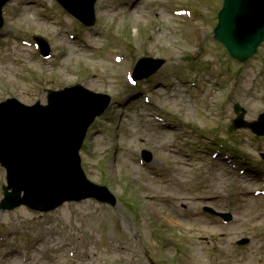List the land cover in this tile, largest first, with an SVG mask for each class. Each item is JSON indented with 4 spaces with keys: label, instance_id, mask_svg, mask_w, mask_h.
<instances>
[{
    "label": "rangeland",
    "instance_id": "374dc122",
    "mask_svg": "<svg viewBox=\"0 0 264 264\" xmlns=\"http://www.w3.org/2000/svg\"><path fill=\"white\" fill-rule=\"evenodd\" d=\"M134 1H137L138 9L132 12L136 7L130 10ZM41 2L51 4L52 11L49 14L37 9L41 7ZM153 3L159 12L156 18H150L146 12V8ZM53 4H56L53 0H13L5 8L6 24L0 32V42L6 43L3 47L0 46V102L15 97L25 105L37 102L46 104L47 90L61 88L59 83L69 86L80 82L91 90L110 94V108L116 110L115 114L121 111L116 103L133 104L131 111L126 110L122 126L118 127L115 119H108L112 116L109 111L97 120L89 130L81 152L82 166L88 178L107 186L120 201L115 208L99 207L96 202L86 201L65 204L49 214L33 212L26 207L0 212V235L3 232L11 233L10 236L17 235L5 245L0 244V264H22L21 256L24 254L18 256L15 252L11 253V250L16 247L25 248L31 242H38V239H43V243L32 250L34 256L30 264H142L141 248L131 239L134 237L137 241L139 236L143 237L146 228L139 226V235L136 218L140 220L144 215L151 232L150 239L159 244L155 246L159 253H163L160 252V245L165 248L160 244L161 237L173 242L177 233L180 234L181 241L188 237L187 242L198 253L194 260L198 264L208 260L215 243L220 248L214 252L220 260L217 264H264V240L259 235L264 228V211L257 207L262 203L255 206L251 196H239V192L247 188L244 183L238 184L237 192L232 191L234 185L221 171L214 175L204 173V183L209 189L206 192L204 189L197 191L196 178L189 167L200 164L203 156H195L191 146L185 144L191 137L177 140L174 136L176 132L166 131L153 123L148 109L139 97H133L140 92V87L128 88V98H123L118 71L100 58L102 51L111 49H107L111 38V46L115 48L124 49L136 44L143 57L165 59V67L153 76L156 78L144 80L143 84L150 92L156 90L158 97H155V102L165 107L168 115L162 114L166 118L173 122L185 121L196 128V132L191 134L192 144L205 152L210 148L219 150L218 146L207 144L205 140L222 138L219 131L221 128L231 127L236 103L246 110L247 121L252 122L259 114L264 113V43L259 49L261 55L254 57L246 66L241 67L232 62L226 56L225 50L212 39L221 0H99L96 4L101 10L97 14L96 26L83 29L80 24L72 22L69 27L75 34L86 35L95 45L96 50L90 53L81 49L77 41L69 42L66 32L55 28L54 24L71 16L61 12ZM163 4L171 9H189L196 14L194 30L198 36L201 54L191 49L193 42L186 34L189 25L181 20L175 21L162 8ZM33 36L45 38L49 42L51 53L57 56L45 68H41L36 58L26 53L32 51L20 47L22 39L31 41ZM122 53L126 54L124 51ZM176 65L182 68L173 69L172 66ZM127 69L131 67H125ZM173 72L179 73L183 83L188 85L190 94L195 95L196 88L206 90L201 95L196 92L199 96L197 100L191 99L189 94L183 92L186 87L177 83ZM226 75L231 82H239L234 86L225 84L228 80ZM152 82H155V89L149 86ZM169 82L174 83L170 85ZM166 87L172 89L170 95L165 93ZM176 93L179 97L175 96ZM206 96L214 104L208 107V111L205 109ZM218 108L222 110L220 118L213 114ZM215 119L220 120L216 128ZM104 128H111V142L116 143V147L120 137L121 148L118 146L115 149L114 159H110L113 152L108 149L110 139L106 137ZM231 135L229 140L244 151L236 150L237 153L253 162L264 164L261 157V153H264V138L254 137L249 131L235 134L231 132ZM180 136L183 137V133ZM143 150L151 151L154 155L148 169L138 162L142 159ZM5 176V171L0 168V201L3 198L2 186L6 184ZM251 178L254 176L248 175L249 182ZM145 184H153L156 188L172 193L174 191L183 201L159 198L166 206L156 203L151 205L149 199L159 197V193L155 195L148 192L143 188ZM215 195V201H206L208 197ZM226 197L229 199L226 200ZM141 198L146 202L148 210L142 204ZM188 199L193 200L192 203ZM196 199L201 202H195ZM203 204L218 209L225 207L240 217V220H235L229 227L218 224L219 220L214 218L207 220L200 213ZM159 209L178 221L194 217L197 220L192 228L202 225L201 229L206 227V230H214L217 234H198L179 227L172 228L175 231L172 232L163 226L165 223L162 222ZM121 215L126 218V231L122 230L121 235L110 232L112 217L120 218ZM153 220L161 223L163 228L153 225L151 229ZM122 225L116 222L114 228ZM40 228L41 231H38ZM225 234L232 236L223 239L221 235ZM243 237H248L251 244L240 251L234 243ZM72 245L76 247V259L69 257V252L73 250ZM141 245L145 251L150 252L147 244ZM49 247L52 250L46 251ZM166 247L164 250L169 248V244ZM25 251L26 249L23 250ZM45 253H48L49 260L44 257Z\"/></svg>",
    "mask_w": 264,
    "mask_h": 264
},
{
    "label": "water",
    "instance_id": "95a60500",
    "mask_svg": "<svg viewBox=\"0 0 264 264\" xmlns=\"http://www.w3.org/2000/svg\"><path fill=\"white\" fill-rule=\"evenodd\" d=\"M7 1L0 0V10ZM215 33L233 57L240 61L252 57L264 40V0H226ZM78 98L70 92L53 95L47 109L22 108L12 103L0 107V156L14 170V207L26 203L49 211L85 195L101 199L79 170L77 154L89 125L85 120L94 117L96 112L83 109L78 118H70L72 108L80 105ZM53 114L57 117H52ZM46 138L50 141L45 142ZM43 160L58 168L56 177L51 182H43L37 193L21 187L23 170L27 167L26 176L32 177L43 170ZM22 190L26 196L20 201L17 197Z\"/></svg>",
    "mask_w": 264,
    "mask_h": 264
},
{
    "label": "bare ground",
    "instance_id": "6f19581e",
    "mask_svg": "<svg viewBox=\"0 0 264 264\" xmlns=\"http://www.w3.org/2000/svg\"><path fill=\"white\" fill-rule=\"evenodd\" d=\"M2 133V131H0V134ZM27 172H28V170H27V167L23 170V176H26L27 175ZM147 190H148V192H151V193H154L155 195H156V193L157 192H159V193H161V194H170L168 191H166V190H162V191H158V190H156L153 186H148L147 188H146ZM163 195H160L159 197H156L155 199H157V200H159V198H163V199H166V198H168L167 196H163ZM162 201V200H161ZM188 222H183V223H180L179 225L180 226H183V227H187L188 226Z\"/></svg>",
    "mask_w": 264,
    "mask_h": 264
}]
</instances>
